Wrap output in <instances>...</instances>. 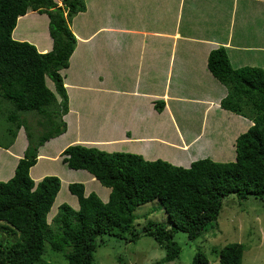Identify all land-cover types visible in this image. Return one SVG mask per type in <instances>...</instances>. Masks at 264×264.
Segmentation results:
<instances>
[{
    "label": "trees",
    "instance_id": "1",
    "mask_svg": "<svg viewBox=\"0 0 264 264\" xmlns=\"http://www.w3.org/2000/svg\"><path fill=\"white\" fill-rule=\"evenodd\" d=\"M30 11L48 17L50 52L39 53L32 44L12 38L18 19ZM86 11L87 0H62L61 6L55 0H0V97L15 109L5 120L7 128L0 134L5 142L0 146L13 145L26 120L23 117L22 122L19 113L34 112L40 128L39 135L25 132L27 147L14 176L0 182V229L19 235L15 244L0 245V264L41 262L46 246L67 264H97L94 255L100 244L105 245V237L128 235L127 242L138 240L134 212L152 202L166 214L170 228L148 222L141 233L164 251L156 264H169L181 252L173 234L195 240L218 220L226 197L264 201V71L234 68L226 49L218 47L209 53L207 69L226 90L220 107L252 123L233 142L232 161L203 158L185 168L131 153L70 146L62 152L61 162L70 170L87 172L110 193L103 201L94 192L87 194L82 183L69 184L72 204H60L50 214L61 180L45 176L35 183L30 170L37 164L39 148L66 131L62 118L68 112V99L60 72L69 67L76 47L71 22ZM163 107L156 104L157 111ZM243 253L242 245L228 244L218 250L217 264H242ZM191 264L208 261L196 254Z\"/></svg>",
    "mask_w": 264,
    "mask_h": 264
},
{
    "label": "crops",
    "instance_id": "2",
    "mask_svg": "<svg viewBox=\"0 0 264 264\" xmlns=\"http://www.w3.org/2000/svg\"><path fill=\"white\" fill-rule=\"evenodd\" d=\"M45 16L28 12L12 38L50 52ZM29 26L33 32L24 38ZM70 29L76 47L60 72L67 129L39 148L30 170L34 182L51 174L40 162L61 161L70 145L135 153L185 168L203 158L233 160V142L252 123L221 109L226 90L209 73L207 59L224 47L234 68L264 71V0H87V11ZM156 104L163 109L157 111ZM26 147L21 129L11 147L0 148V182L14 176ZM63 173L62 185L82 183L87 194L108 198L109 190L87 173Z\"/></svg>",
    "mask_w": 264,
    "mask_h": 264
},
{
    "label": "rangeland",
    "instance_id": "3",
    "mask_svg": "<svg viewBox=\"0 0 264 264\" xmlns=\"http://www.w3.org/2000/svg\"><path fill=\"white\" fill-rule=\"evenodd\" d=\"M55 1L57 2L59 0ZM42 22L44 27L46 22L44 16L41 18V25ZM40 23L32 24L33 26L39 27ZM29 28L23 32L24 38H27L28 34L33 32ZM52 86V83L49 84V87L52 88ZM13 113H15L14 106L0 97V134L7 128V124L5 123L6 118ZM18 115H20L22 122L23 117L26 119L25 124H21L19 130L22 129L26 134L34 132L39 135L38 131H40V128L34 112L24 113V115L19 113ZM12 131L15 132L16 129L13 128ZM4 142L5 140L0 137V145H3ZM139 147L143 146L139 145ZM142 157L146 159L144 156ZM39 167H43V169L48 170V173L55 174V176L61 178H64L63 172L68 171V168L62 164L59 158L53 162L42 161ZM51 174L49 175L54 176ZM67 186L68 184L61 186L54 204V210L50 214L54 215L57 211V206L60 204H72V198L67 191ZM101 188L104 189L103 187ZM158 206L157 202H152L137 208L134 212V225L135 231L139 235L138 240L135 242H127L128 235H124L122 238L105 237V245L100 244L96 249L94 255L95 262L97 264H156L160 261L164 257V251L151 238L145 237L141 233L148 222L170 228L166 214ZM51 218L52 216L48 218L49 222ZM1 224L3 223H0V226ZM18 237L19 235L13 234L9 230L0 229L1 246L6 247L15 244L18 241ZM173 241L178 244L181 252L178 259L169 264H191L196 254H203L208 264H217L218 250L228 244L234 243L240 244L244 248L242 264H264V201L261 202L253 198L238 201L236 196H228L222 201V208L218 220L210 224L199 237L193 241H189L185 234L176 232L173 234ZM35 264L67 263L60 253L52 252L46 246V252L41 257V262Z\"/></svg>",
    "mask_w": 264,
    "mask_h": 264
},
{
    "label": "clouds",
    "instance_id": "4",
    "mask_svg": "<svg viewBox=\"0 0 264 264\" xmlns=\"http://www.w3.org/2000/svg\"><path fill=\"white\" fill-rule=\"evenodd\" d=\"M59 6H61V5H59ZM48 80V79H47ZM46 80V81H47ZM48 81H50V80H48ZM238 116V115H237ZM64 117V116H63ZM241 117V116H240ZM243 118V117H242ZM245 119V118H244ZM62 121L64 122V120H63V118H62ZM249 121V120H248ZM65 123V122H64ZM66 125V124H65ZM67 129V128H66ZM48 142V141H47ZM70 146H74V145H70ZM70 146H68V147H70ZM86 147V146H85ZM90 148H92V147H90ZM65 150V149H64ZM103 152V151H102ZM106 153V152H105ZM119 153H124V152H119ZM62 154V153H61ZM108 154H112V153H108ZM130 154V153H129ZM60 158H61V155H60ZM62 160V159H61ZM63 164V163H62ZM64 165V164H63ZM66 166V165H65ZM68 170H70V169H68ZM71 171H73V170H71ZM79 172V171H78ZM82 172H85V171H82ZM85 173H87V172H85ZM88 174V173H87ZM88 175H90V174H88ZM50 176V175H49ZM92 177V176H91ZM93 178V177H92ZM43 179V178H42ZM41 179V180H42ZM40 180V181H41ZM93 180L94 181H96L94 178H93ZM97 182V181H96ZM36 183V182H35ZM38 183V182H37ZM73 183H77V182H73ZM98 183V182H97ZM70 184H72V183H70ZM69 185V184H68ZM101 186V185H100ZM102 187V186H101ZM67 188H68V186H67ZM104 188V187H103ZM104 189H107V188H104ZM109 190V189H108ZM91 193V192H90ZM109 193H110V190H109ZM96 194V193H95ZM109 195V194H108ZM98 196V195H97ZM99 197V196H98ZM100 198V197H99Z\"/></svg>",
    "mask_w": 264,
    "mask_h": 264
}]
</instances>
